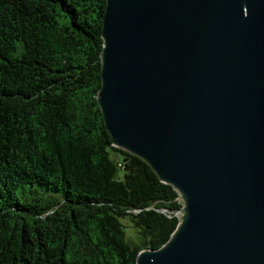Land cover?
<instances>
[{
	"label": "water",
	"instance_id": "water-1",
	"mask_svg": "<svg viewBox=\"0 0 264 264\" xmlns=\"http://www.w3.org/2000/svg\"><path fill=\"white\" fill-rule=\"evenodd\" d=\"M98 101L179 192L137 264H264V0H107Z\"/></svg>",
	"mask_w": 264,
	"mask_h": 264
},
{
	"label": "trees",
	"instance_id": "trees-1",
	"mask_svg": "<svg viewBox=\"0 0 264 264\" xmlns=\"http://www.w3.org/2000/svg\"><path fill=\"white\" fill-rule=\"evenodd\" d=\"M106 4L0 0V264H137L181 220L179 192L106 127Z\"/></svg>",
	"mask_w": 264,
	"mask_h": 264
},
{
	"label": "rangeland",
	"instance_id": "rangeland-1",
	"mask_svg": "<svg viewBox=\"0 0 264 264\" xmlns=\"http://www.w3.org/2000/svg\"><path fill=\"white\" fill-rule=\"evenodd\" d=\"M124 222L126 223V225L128 226L126 228V231H127V235H128V238L131 240V241H138V233L137 231L135 230V228L133 226H131V223L129 222L128 219H125Z\"/></svg>",
	"mask_w": 264,
	"mask_h": 264
}]
</instances>
